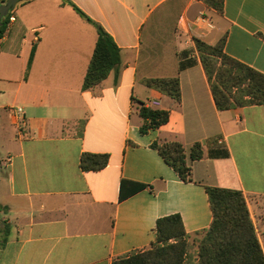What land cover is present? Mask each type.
Segmentation results:
<instances>
[{"label":"crops","instance_id":"0c3cea01","mask_svg":"<svg viewBox=\"0 0 264 264\" xmlns=\"http://www.w3.org/2000/svg\"><path fill=\"white\" fill-rule=\"evenodd\" d=\"M71 1L114 38L122 62L118 76L85 90L96 27L64 0L13 10L0 51V264H113L149 249L157 220L173 214L192 241L213 222L208 186L244 193L264 250V104L220 111L195 43L226 36V54L264 74V0H223L222 13L203 0ZM201 13L214 31L196 25ZM165 17L170 35L152 37ZM174 77L180 102L145 84ZM142 105L169 111V122L142 134ZM16 107L28 139L17 136ZM155 141L184 145L193 183ZM196 143L200 160L191 159ZM84 153L109 154V164L83 171ZM123 181L145 188L121 199Z\"/></svg>","mask_w":264,"mask_h":264},{"label":"trees","instance_id":"16d2710c","mask_svg":"<svg viewBox=\"0 0 264 264\" xmlns=\"http://www.w3.org/2000/svg\"><path fill=\"white\" fill-rule=\"evenodd\" d=\"M23 1L27 0L20 2ZM203 1L219 13L223 12V0ZM64 2L71 5L97 29L98 40L84 80V89H93L101 85L113 70L118 76L122 62L121 49L102 25L87 16L71 0H64ZM12 12L0 25V38L8 28ZM195 43L211 85L216 106L220 111L264 104V74L227 55L226 36L214 45L200 39H195ZM145 84L171 96L178 102L181 101V85L178 77L146 79ZM140 115L145 120L141 128L142 134L148 133L151 129H159L170 119L169 111L152 109L145 105L140 107ZM152 148L158 150L182 181L194 182L193 170L181 142L155 141ZM203 156V144L196 143L192 147L191 159L200 160ZM109 161V154L84 153L80 159V167L83 171H100L108 166ZM127 187H131L130 192H127ZM143 188L145 185L123 181L121 199ZM206 191L213 212V222L210 228L202 233L196 264H264V250L244 193L240 190L209 186L206 187ZM4 211L5 208L0 206V218ZM4 227L3 243H6L11 230L10 225L6 223ZM156 233V240L149 249L119 257L113 264H185L189 254L190 235L185 229L181 215L173 214L158 219Z\"/></svg>","mask_w":264,"mask_h":264},{"label":"built area","instance_id":"2783aa9c","mask_svg":"<svg viewBox=\"0 0 264 264\" xmlns=\"http://www.w3.org/2000/svg\"><path fill=\"white\" fill-rule=\"evenodd\" d=\"M5 3V0H0V5H3ZM16 21L15 16H11L9 19L8 27ZM196 25L201 27L202 29L211 32L214 31L216 26L210 20L204 13H201L195 20ZM2 49V43H1V38H0V51ZM14 115H15V124L17 128V136L20 139H28L29 138V126L28 122L25 118V111L22 107H16L13 109ZM12 163V157H7L3 161V165L7 166Z\"/></svg>","mask_w":264,"mask_h":264},{"label":"rangeland","instance_id":"374dc122","mask_svg":"<svg viewBox=\"0 0 264 264\" xmlns=\"http://www.w3.org/2000/svg\"><path fill=\"white\" fill-rule=\"evenodd\" d=\"M170 22H171L170 19H168L166 17H165V19L163 18L162 27L153 28L151 30V33H150L151 36L156 38V37H159V36H168V35H170L171 29L168 26H166V25H170L169 24ZM0 172L1 173L2 172L5 173V171L2 170L1 168H0ZM259 200L263 203V207H264V199L262 198V199H259ZM262 218L264 220V211L262 213ZM1 222L2 221H0V227L2 226ZM201 239H202L201 236H197V237H195L194 240H192V241L189 240V243H190L189 254L186 257L185 264H196V261L198 259L197 256H198V252H199V246H200Z\"/></svg>","mask_w":264,"mask_h":264},{"label":"water","instance_id":"95a60500","mask_svg":"<svg viewBox=\"0 0 264 264\" xmlns=\"http://www.w3.org/2000/svg\"><path fill=\"white\" fill-rule=\"evenodd\" d=\"M20 1L21 0H7L3 5H0V25H2L3 19L15 9Z\"/></svg>","mask_w":264,"mask_h":264}]
</instances>
